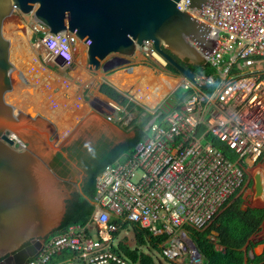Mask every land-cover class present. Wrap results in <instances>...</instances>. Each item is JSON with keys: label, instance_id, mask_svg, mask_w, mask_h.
<instances>
[{"label": "built area", "instance_id": "1", "mask_svg": "<svg viewBox=\"0 0 264 264\" xmlns=\"http://www.w3.org/2000/svg\"><path fill=\"white\" fill-rule=\"evenodd\" d=\"M188 3L180 0L176 7L208 25L207 38L216 41L212 54L204 56L214 74L195 76L198 85L209 87L202 90L184 78V95L171 101L167 112L159 107L150 111L156 114L142 135L96 176L89 221L49 235L24 264H139L114 251L122 243L118 232H132L133 225L163 239L156 248L134 240L131 250L154 264L153 253L175 262L184 261L189 250L188 264H194L187 229L209 231L235 193L244 199L246 168L264 160V74L253 71L264 59V0H221L219 16L209 6L190 9ZM33 20V32L42 35L47 54L68 64L80 39L68 31L55 36ZM137 48L143 59L167 66L150 41ZM209 137L234 160L224 157ZM207 237L215 243L214 236ZM63 251L71 257L52 263Z\"/></svg>", "mask_w": 264, "mask_h": 264}, {"label": "water", "instance_id": "2", "mask_svg": "<svg viewBox=\"0 0 264 264\" xmlns=\"http://www.w3.org/2000/svg\"><path fill=\"white\" fill-rule=\"evenodd\" d=\"M179 1L0 0V264H24L33 257L44 240L61 227L66 201L75 193L72 185H65L47 166L50 151L46 145L59 151L83 127L91 128L95 136H134L90 111L62 140H51L55 132L51 122L39 115L15 112L5 102L3 91L13 84L10 74L15 71L9 61L10 42L2 33L5 19L15 11L23 15L33 12L49 33L56 36L68 31L76 35L87 47L86 67L90 70L99 69L100 60L110 54L131 57L137 47L150 41L179 74L206 90L209 86L196 83L191 67L205 64L204 56L212 54L216 41L207 38L208 25L177 9ZM188 1L190 9L205 5L219 16L221 0ZM128 70L136 73L137 67ZM172 107L171 100H166L159 108L167 112ZM253 181L259 198L263 195L262 174L256 173ZM191 247L195 251L193 262L197 263L201 254L192 241Z\"/></svg>", "mask_w": 264, "mask_h": 264}, {"label": "rangeland", "instance_id": "3", "mask_svg": "<svg viewBox=\"0 0 264 264\" xmlns=\"http://www.w3.org/2000/svg\"><path fill=\"white\" fill-rule=\"evenodd\" d=\"M33 19V12L23 15L15 11L3 23V37L10 42L9 61L15 70L10 74L13 84L6 85L3 88L4 99L6 103L15 109V112L21 111L30 117L39 115L51 122L55 128L54 133L58 141L62 140L90 111L97 113L104 119L106 117L111 118L113 124L124 133H128V131L140 124L145 115L144 112L134 110L128 113L99 93V86L103 81L111 82L116 80L117 77H111V75L119 70L137 67V72L133 75L136 78H124L128 85H125L127 90L124 92H127L143 108L150 111H155L166 100L174 101L172 99L173 94L176 90L181 89L185 83V79L181 74L171 73L167 67H160L155 60L150 58L143 59L138 48L131 57L110 54L105 59L100 60L101 66L99 69L90 70L86 67L88 64L86 56L87 47L80 41L74 44L70 62L67 64L59 58L47 54L40 44L42 35L33 32ZM24 28L30 32L27 40H22L21 37L19 39V35H16L17 41L15 34L12 32L18 34L22 31L24 33ZM18 29L20 32H18ZM10 36L14 37V39ZM11 43L14 49H12ZM18 44L21 48L17 47ZM22 50H25V54ZM18 61H20V64ZM32 63H34V66H31L33 65ZM181 64L184 67L188 66L185 63ZM253 71L258 74H264V60L257 63ZM201 75L203 74L199 73L196 76ZM137 77L140 78L138 79ZM163 88L168 90L165 94H161L162 92L164 93ZM140 95L150 98L154 102V105L147 106L143 104L136 98ZM182 95V90H179L176 94L178 98H181ZM256 173H261L263 176V195L259 198L255 196L253 190V176ZM245 174L246 188L244 189V193L246 195L242 199L244 206L263 207L264 161H259L253 166L246 168ZM67 180L74 187L75 192H79L84 182V177L79 171L73 170ZM92 235H95L94 232H92ZM211 235L214 236V242L218 246L217 250L222 249L228 242L226 231L219 229L217 221H214L211 225L208 236ZM117 237L120 242L130 249L136 247L134 235L130 230L118 232ZM252 240L253 243L261 240L264 241V224ZM261 242L254 249L253 252L255 254L261 253L264 247V242ZM142 251L145 252L146 247ZM157 254L153 253V256L157 259V264H188L189 261L187 260L191 256V252L188 250L184 261L177 260L172 262L163 258L160 253L157 252ZM194 264H204V259L201 257L200 261Z\"/></svg>", "mask_w": 264, "mask_h": 264}, {"label": "trees", "instance_id": "4", "mask_svg": "<svg viewBox=\"0 0 264 264\" xmlns=\"http://www.w3.org/2000/svg\"><path fill=\"white\" fill-rule=\"evenodd\" d=\"M166 67L171 73H178L169 64H167ZM191 69L195 76L199 73L206 76L214 74V69L208 64H204L203 66H192ZM179 90H182L184 95V90L182 88L176 90L172 96L174 101L180 99L176 96ZM99 93L128 113H131L134 110H139L140 112H144L145 115L140 124L132 129L134 131V136L132 138L128 139L114 151L102 152L95 157V168L89 172L84 179L80 191L73 193L71 198L66 201V214L61 227L54 233L64 231L71 225L83 226L89 221L93 211L91 203L95 195L96 176L142 135V129L156 114H151L150 110L137 105L127 93L122 92L107 83H102L99 86ZM209 140H211L212 145L220 151L224 157L234 160V155L228 151L222 143L212 137H209ZM216 221L230 232V238L223 246L222 250H217L216 243L209 240L207 237L209 231L199 232L187 229L191 240L201 254V257L204 259V264H264V248L261 254L256 255L253 251L259 243H253L251 241V238L261 230V227L264 224V207L244 206L242 198L235 193L217 216ZM124 227H127V225ZM131 229L134 239L139 245L149 244L156 248V241L163 239V237L155 239L148 235L145 230H141L134 225L131 226ZM263 242L264 241L261 243ZM114 251L123 254L133 263L154 264L152 258L149 256L138 254L136 250H131L128 246L122 243H120L118 248L114 249ZM250 252L252 256H250ZM69 257H71V253L69 251H63L55 255L51 259V262H63Z\"/></svg>", "mask_w": 264, "mask_h": 264}, {"label": "flooded vegetation", "instance_id": "5", "mask_svg": "<svg viewBox=\"0 0 264 264\" xmlns=\"http://www.w3.org/2000/svg\"><path fill=\"white\" fill-rule=\"evenodd\" d=\"M24 40H26V37ZM101 125L108 127L103 123ZM129 132L134 133L133 130L128 131V133ZM93 133L91 128H81L77 133V135H79L76 138L74 137L59 151H52L49 146L46 145V148L50 151V155L46 159V164L56 176L59 175L62 177L61 180L65 185H70V182L66 179V175L72 170L79 171L85 179L89 172L95 168V157H97V155L102 152L114 151L131 138L130 136L119 138L115 135L108 137L104 134L95 136ZM55 137L57 136L53 133L51 140L55 139Z\"/></svg>", "mask_w": 264, "mask_h": 264}, {"label": "crops", "instance_id": "6", "mask_svg": "<svg viewBox=\"0 0 264 264\" xmlns=\"http://www.w3.org/2000/svg\"><path fill=\"white\" fill-rule=\"evenodd\" d=\"M262 60H264V59H262ZM262 60H260V62L262 61ZM108 62V61H107ZM129 68H125V69H123V70H119L118 72H116V73H114V74H112L111 75V77H113V76H116L117 78H116V80H114V82L113 81H111V82H107V81H103V83H107V84H109V85H111V86H113V87H115V88H117L118 90H120V91H122V92H124V91H126L127 90V88H126V86H128L127 85V82H126V80L124 79V78H129V77H132L135 73H132V74H130V73H128V70ZM140 78V77H139ZM138 78V79H139ZM121 84H123V85H121ZM126 85V86H125ZM164 89V88H163ZM168 90H165L164 89V93L162 92L161 94H165L166 92H167ZM125 93H127V92H125ZM128 94V93H127ZM174 95V94H173ZM141 96V95H140ZM138 97V96H137ZM136 97V98H137ZM131 98V97H130ZM137 105H139V106H141L142 107V105L141 104H139L136 100H134L133 98H131ZM156 109V108H155ZM264 207V206H263ZM217 224L219 225V229L222 231V230H225L226 231V233H227V235H228V240H229V238H230V232L224 227V226H222L221 224H219L218 222H217ZM258 234V233H257ZM255 236V235H254ZM254 236L251 238V241H253L252 239L254 238ZM261 241H263V240H261ZM261 241H259V242H255V243H260ZM257 246H259V245H257ZM256 246V247H257ZM264 248V247H263ZM263 250V249H262ZM262 252V251H261ZM261 254V253H260ZM256 255H259V254H256Z\"/></svg>", "mask_w": 264, "mask_h": 264}, {"label": "bare ground", "instance_id": "7", "mask_svg": "<svg viewBox=\"0 0 264 264\" xmlns=\"http://www.w3.org/2000/svg\"><path fill=\"white\" fill-rule=\"evenodd\" d=\"M24 27V26H23ZM27 28V27H26ZM26 28H24V33L21 31H19V29H18V32H20V33H18V34H16V32H12V33H14L15 34V36L16 35H19V39H21L22 38V40H24L25 39V37H26V40H27V38H28V36H29V30L28 29H26ZM26 29V30H25ZM13 34V35H14ZM10 37H12V36H10ZM21 37V38H20ZM13 39H14V37H12ZM12 38H11V40H12ZM24 38V39H23ZM10 40V41H11ZM16 40L18 41V39H17V36H16ZM12 43H13V41H11ZM26 42V41H25ZM12 43H11V46H12V49H14L13 48V45H12ZM17 43H19V42H17ZM15 44V43H14ZM22 46V45H21ZM16 47V46H15ZM17 47H19V44H18V46ZM19 48H21V47H19ZM18 48V49H19ZM25 49V48H24ZM16 50H17V48H16ZM23 51V53L25 54V50H22ZM32 51V50H31ZM31 51H29V52H31ZM22 53V54H23ZM21 54V55H22ZM23 54V55H24ZM20 55V56H21ZM22 55V56H23ZM20 56H18V58L20 57ZM25 57V56H24ZM26 57H27V55H26ZM28 58V57H27ZM35 58V57H34ZM20 59H21V57H20ZM28 60V59H27ZM19 62V64H20V61H18ZM24 62V61H23ZM30 62V61H29ZM31 63V62H30ZM33 65H31V66H34V63H32ZM21 65H22V63H21ZM25 65H26V63H25ZM28 65V64H27ZM38 67V66H37ZM141 70V69H140ZM26 73V72H25ZM137 76V75H136ZM133 77V76H132ZM133 78H136V77H133ZM132 78V79H133ZM137 78H139V77H137ZM136 80V79H135ZM114 82V81H113ZM45 83V82H44ZM121 85H123V84H121ZM137 99L139 100V101H141L143 104H145V105H147V106H153L154 105V102L152 101V100H150V98H148L147 96L146 97H143V96H138L137 97ZM194 254V253H193Z\"/></svg>", "mask_w": 264, "mask_h": 264}]
</instances>
